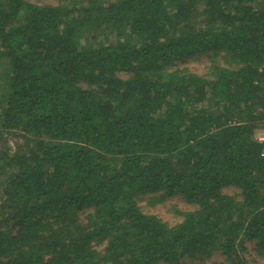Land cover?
Returning a JSON list of instances; mask_svg holds the SVG:
<instances>
[{"label": "trees", "instance_id": "trees-1", "mask_svg": "<svg viewBox=\"0 0 264 264\" xmlns=\"http://www.w3.org/2000/svg\"><path fill=\"white\" fill-rule=\"evenodd\" d=\"M260 131L264 0H0V264H264Z\"/></svg>", "mask_w": 264, "mask_h": 264}, {"label": "rangeland", "instance_id": "rangeland-1", "mask_svg": "<svg viewBox=\"0 0 264 264\" xmlns=\"http://www.w3.org/2000/svg\"><path fill=\"white\" fill-rule=\"evenodd\" d=\"M31 2H44L47 0H30ZM209 64V56L207 54H202L199 56H194L189 59L178 61L174 64L173 68H187L191 71L196 72L197 74H202L205 72V67ZM258 133H264L260 131ZM14 139L8 138L7 143L9 147L14 148ZM223 194L228 196L237 197L238 191L234 188H224L222 190ZM158 195L152 194H143L136 196L133 200L140 207V209L146 213L157 216L163 222L168 224H173L179 220L177 212L184 210H193L195 205L186 203L182 198L179 197H166L162 200H156ZM247 252L245 257L249 261V264H260V260L253 253L252 247H247ZM221 259L219 257H212V260L207 261V264H212L219 262Z\"/></svg>", "mask_w": 264, "mask_h": 264}, {"label": "built area", "instance_id": "built-area-1", "mask_svg": "<svg viewBox=\"0 0 264 264\" xmlns=\"http://www.w3.org/2000/svg\"><path fill=\"white\" fill-rule=\"evenodd\" d=\"M254 138H255V140H257L258 142H260V143H264V133H257V134L255 135ZM261 155L264 156V148H263V150H262Z\"/></svg>", "mask_w": 264, "mask_h": 264}]
</instances>
